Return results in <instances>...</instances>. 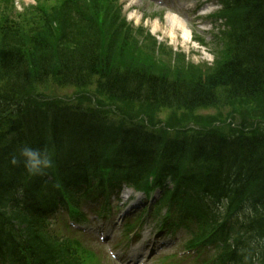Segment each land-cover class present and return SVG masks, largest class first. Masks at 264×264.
I'll return each instance as SVG.
<instances>
[{
	"label": "trees",
	"instance_id": "16d2710c",
	"mask_svg": "<svg viewBox=\"0 0 264 264\" xmlns=\"http://www.w3.org/2000/svg\"><path fill=\"white\" fill-rule=\"evenodd\" d=\"M36 1L20 13L14 0H0V232L12 243L6 262L94 264L50 230L49 218L62 209L79 213L83 199L123 186L146 189L153 178L164 191L154 213L168 207L170 217L185 219L193 243L240 238L257 247L264 264V135L218 118L192 133L153 124L162 109L216 108L222 91L230 106L262 105L264 0H224L222 52L203 65L133 28L115 0ZM46 83L76 90L77 104L49 96ZM112 118L138 127L129 124L117 140L106 126ZM26 147L51 166L30 171ZM22 192L42 198L27 215L14 208L24 203Z\"/></svg>",
	"mask_w": 264,
	"mask_h": 264
},
{
	"label": "rangeland",
	"instance_id": "374dc122",
	"mask_svg": "<svg viewBox=\"0 0 264 264\" xmlns=\"http://www.w3.org/2000/svg\"><path fill=\"white\" fill-rule=\"evenodd\" d=\"M16 1L18 3V8H20L24 3H33V0ZM121 2L125 7V14L129 19V22L131 21L136 26H141L143 24L144 27L148 28L151 32L150 35L152 38L157 39L160 44L164 45L169 50H174L185 54L187 61L195 65H203L208 63L211 64L214 62L213 55L215 56L216 52L217 54L222 52V48H218V50L214 53V49L216 47L213 46L214 37L212 35H210V37L207 39L206 43L208 44L206 48L197 46V44H195L190 39V33L188 35L187 31H185V33H183L182 31H178L176 24L174 27H172L174 21H170L172 17L169 16V14H165L166 10H164L163 8H158L152 4L149 5L142 0H121ZM207 28L209 27L206 26V29ZM43 87L44 92L49 96L72 97L73 94L76 93V90H74L73 88H62V86H60L59 84L52 85L50 83H46V85H44ZM35 92H40V90L35 88L32 93L35 94ZM219 101V105L216 108H210V110L202 109L199 111H185L177 107L155 111V113L153 114V124L158 130L167 131L171 128H181L185 129L186 133H192L198 132L202 126H210V124H212V120L214 118H218L220 120H226L228 124L231 123L234 128L241 130L242 132L253 133L254 131H256L259 134L264 135V102L262 103V105L260 104L256 108H254L253 111H249L246 107L241 108L238 104L230 106V102L228 101L227 95L224 91L220 93ZM138 108L140 109V112H145V109L143 110L141 106H129V110L137 111ZM142 119L148 120V117L145 115L142 116ZM217 125H219V123H217ZM135 202L138 203L137 198H135ZM97 203L100 204L102 208H105V205H102L100 202ZM132 205L133 204H129L127 209H129ZM93 206L94 204H88V202L84 204V215H87L88 217H90V219L82 220V223H87L81 225L95 227L94 229L97 232L100 230V224L98 225V223H95L96 217L93 214L91 215V208ZM127 209H123V211ZM116 212L117 211L115 210L112 214L115 216ZM125 213L126 212H121L119 213V215L117 214V228L115 229H113L115 227V225H113L115 218L113 219L112 214H110L109 218H106V220L102 218L100 219L101 221L106 222L105 226H108L106 234L111 232V230H113L115 233H113L114 239L112 238V241L110 239V242H108L109 244H116L120 239L119 233L123 234L122 230L121 232L115 231L121 228V224L123 223V221H120L119 218L121 215H125ZM145 228L146 227H144V229ZM142 244L143 241H141L139 246H141ZM125 245L126 244H122L121 242L119 243V246L121 247H124ZM99 248L102 250V258L104 262L103 264H117L109 257V254L106 251V247L102 246ZM96 249L97 248H95L94 250Z\"/></svg>",
	"mask_w": 264,
	"mask_h": 264
},
{
	"label": "clouds",
	"instance_id": "9594fccd",
	"mask_svg": "<svg viewBox=\"0 0 264 264\" xmlns=\"http://www.w3.org/2000/svg\"><path fill=\"white\" fill-rule=\"evenodd\" d=\"M22 155L25 157L26 167L30 171H39L42 168L50 167L52 164L47 156H42L40 152L31 148H24Z\"/></svg>",
	"mask_w": 264,
	"mask_h": 264
},
{
	"label": "bare ground",
	"instance_id": "6f19581e",
	"mask_svg": "<svg viewBox=\"0 0 264 264\" xmlns=\"http://www.w3.org/2000/svg\"><path fill=\"white\" fill-rule=\"evenodd\" d=\"M174 22H175V24H176V27H177V30L178 31H182L183 33H185V31H186V26H185V24H183L182 22H177L176 23V21L175 20H173Z\"/></svg>",
	"mask_w": 264,
	"mask_h": 264
}]
</instances>
